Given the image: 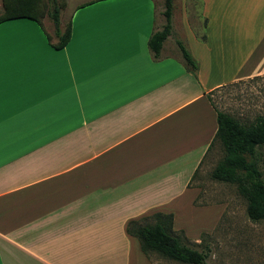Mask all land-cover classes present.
Segmentation results:
<instances>
[{
  "label": "crops",
  "instance_id": "0c3cea01",
  "mask_svg": "<svg viewBox=\"0 0 264 264\" xmlns=\"http://www.w3.org/2000/svg\"><path fill=\"white\" fill-rule=\"evenodd\" d=\"M175 5L157 59L154 0L83 1L60 50L0 23V264H146L128 222L194 213L220 159L213 94L264 77V0Z\"/></svg>",
  "mask_w": 264,
  "mask_h": 264
},
{
  "label": "trees",
  "instance_id": "16d2710c",
  "mask_svg": "<svg viewBox=\"0 0 264 264\" xmlns=\"http://www.w3.org/2000/svg\"><path fill=\"white\" fill-rule=\"evenodd\" d=\"M52 10L47 0H2L3 12L0 23L16 20H34L45 33L49 44L64 49L72 37L71 22L62 29L60 13L66 2L57 4ZM164 24L150 37L148 46L155 59L161 56L165 41L173 33L174 0H164ZM50 16L54 25V36L44 27V19ZM56 39V42L53 41ZM202 39H205L202 37ZM187 67L196 72L198 63L184 43L176 40ZM218 130L214 142L222 144L223 158L218 161L211 173L214 181L236 185L238 194L247 202V215L253 222L264 220V180L259 169L258 151L264 148V116H257L250 123H242L234 116L217 109ZM172 213H154L128 222L126 231L139 241L145 256L156 254L163 259L179 264H207L208 254L188 244L183 233L174 230Z\"/></svg>",
  "mask_w": 264,
  "mask_h": 264
},
{
  "label": "rangeland",
  "instance_id": "374dc122",
  "mask_svg": "<svg viewBox=\"0 0 264 264\" xmlns=\"http://www.w3.org/2000/svg\"><path fill=\"white\" fill-rule=\"evenodd\" d=\"M52 10L54 3L47 0ZM66 2L61 10V28L71 20L76 5L85 0H56L57 4ZM158 7L159 27L164 23L161 15L164 0H154ZM190 1L175 0L176 13L180 14L183 3ZM3 3L0 0V14ZM197 25V24H196ZM246 24L245 30L248 29ZM44 27L54 36V25L50 16L44 19ZM56 40V39H55ZM212 100L218 110L226 112L242 123H250L257 116H264V77L240 81L215 92ZM219 143V142H218ZM219 161L224 149L219 143ZM259 169L264 180V148L258 151ZM203 166L197 182L201 192L194 201V213L180 222L175 231L183 233L188 244L208 254L207 264H264V220L253 222L247 215V202L238 194L236 185L212 180L215 167ZM146 264H179L161 258L156 254L145 256Z\"/></svg>",
  "mask_w": 264,
  "mask_h": 264
},
{
  "label": "snow or ice",
  "instance_id": "6c2138e0",
  "mask_svg": "<svg viewBox=\"0 0 264 264\" xmlns=\"http://www.w3.org/2000/svg\"><path fill=\"white\" fill-rule=\"evenodd\" d=\"M111 2H115V0H111Z\"/></svg>",
  "mask_w": 264,
  "mask_h": 264
}]
</instances>
